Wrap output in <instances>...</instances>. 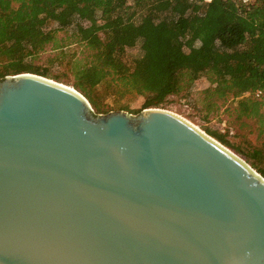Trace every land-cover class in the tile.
Returning a JSON list of instances; mask_svg holds the SVG:
<instances>
[{
  "label": "water",
  "instance_id": "obj_1",
  "mask_svg": "<svg viewBox=\"0 0 264 264\" xmlns=\"http://www.w3.org/2000/svg\"><path fill=\"white\" fill-rule=\"evenodd\" d=\"M0 264H264V178L168 110L7 75Z\"/></svg>",
  "mask_w": 264,
  "mask_h": 264
},
{
  "label": "trees",
  "instance_id": "obj_2",
  "mask_svg": "<svg viewBox=\"0 0 264 264\" xmlns=\"http://www.w3.org/2000/svg\"><path fill=\"white\" fill-rule=\"evenodd\" d=\"M130 11L140 13L136 23L128 21ZM69 38L83 57L62 43ZM138 44L140 55L128 64L125 51ZM47 49V66H34ZM53 66L65 72L51 74ZM20 73L65 79L95 114L109 110L97 95L102 84L110 88L105 98L143 97L137 114L168 96L187 97L205 76L210 85L201 94L209 108L219 101L237 121L253 120L261 139L243 150L217 131L206 134L264 178V0H0V79ZM115 100L112 109L127 110Z\"/></svg>",
  "mask_w": 264,
  "mask_h": 264
},
{
  "label": "rangeland",
  "instance_id": "obj_3",
  "mask_svg": "<svg viewBox=\"0 0 264 264\" xmlns=\"http://www.w3.org/2000/svg\"><path fill=\"white\" fill-rule=\"evenodd\" d=\"M129 16L130 18L128 21L130 23H136L138 21L140 13H137L135 11H130ZM58 37L59 38L64 37V34L60 33ZM62 43L65 44L68 43L70 44L69 48L77 49V56L79 58L84 56L83 54L78 53V51H80L81 48H78L75 44H72L71 38L64 39ZM139 55H140V48L138 44L135 47L131 49H127L125 51L124 59L128 64H131L132 60ZM52 56L53 53L49 49H47L45 52L41 53L36 57V59L33 61V65L36 67L37 66L45 67L47 66V59ZM48 69L51 74H62L65 72L64 66H59V67L53 66V67H49ZM57 82L66 84V80L63 78H61ZM209 85L210 84L207 78L205 76H202L194 82L187 97L184 98L179 96L178 97L168 96L166 103L161 105V107L159 108L168 110L178 115L179 117L185 119L186 121H189L196 128H198L205 134H206V130L217 131L220 134L225 135V138L227 141H229V143L238 145L243 150H247L249 144L253 145V143H256L258 140L261 139L260 137H257V124L251 119L242 118L241 120L237 121L235 119V114H232L227 110L228 106L227 105L222 106L219 101L216 102V105H218L217 108L212 106L210 109L208 105L210 104L211 101L204 100V96L203 94H201V91L206 89ZM117 89L118 88L115 87L113 88V91L116 93ZM109 92H110V88H108L106 84H102L99 87H97V95L101 99L100 102L102 103V107L105 106L106 110H108L109 108L108 112L117 111V109H112L113 107H115V103L113 99H116L115 101H118L116 105L127 103L128 104L127 110L126 111L122 110V111L128 112L132 115H135L136 111L141 108V105L144 101L143 97H138L128 103L127 99L129 98H127V96L122 95L118 97V94L117 96H114L115 98L113 97L105 98V95ZM96 114H106V113H96ZM228 150H230V152H232L234 155L238 156L239 158L245 161L242 155L234 152L230 148Z\"/></svg>",
  "mask_w": 264,
  "mask_h": 264
},
{
  "label": "built area",
  "instance_id": "obj_4",
  "mask_svg": "<svg viewBox=\"0 0 264 264\" xmlns=\"http://www.w3.org/2000/svg\"><path fill=\"white\" fill-rule=\"evenodd\" d=\"M188 2H194V1H201V2H210L211 0H187ZM233 3H236V4H241V5H244V6H248L249 4H251L253 2V0H229ZM259 94V92L256 93V96Z\"/></svg>",
  "mask_w": 264,
  "mask_h": 264
},
{
  "label": "bare ground",
  "instance_id": "obj_5",
  "mask_svg": "<svg viewBox=\"0 0 264 264\" xmlns=\"http://www.w3.org/2000/svg\"><path fill=\"white\" fill-rule=\"evenodd\" d=\"M58 83H60V82H58ZM60 84H62V83H60ZM63 85H65V84H63ZM65 86H67V85H65ZM67 87H69V88H71L70 86H67ZM181 118V117H180ZM183 119V118H182ZM184 121H186L185 119H183ZM187 123H189L191 126H193L195 129H197L198 131H200L201 133H204V132H202L201 130H199L198 128H196L192 123H190L189 121H186ZM205 134V133H204ZM206 135V134H205ZM227 149V148H226ZM228 150V149H227ZM229 152H230V150H228ZM230 153H232V152H230ZM233 154V153H232Z\"/></svg>",
  "mask_w": 264,
  "mask_h": 264
}]
</instances>
